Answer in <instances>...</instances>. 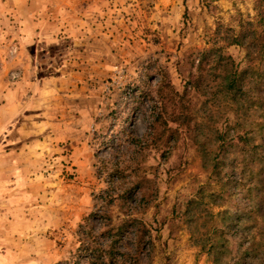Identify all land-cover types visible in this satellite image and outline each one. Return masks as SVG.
<instances>
[{"label":"rangeland","instance_id":"374dc122","mask_svg":"<svg viewBox=\"0 0 264 264\" xmlns=\"http://www.w3.org/2000/svg\"><path fill=\"white\" fill-rule=\"evenodd\" d=\"M263 28L264 0H0V264H61L81 229L135 220V264H264V223L215 216L249 195L152 124L163 83L181 93L211 47L247 66L227 39Z\"/></svg>","mask_w":264,"mask_h":264},{"label":"trees","instance_id":"16d2710c","mask_svg":"<svg viewBox=\"0 0 264 264\" xmlns=\"http://www.w3.org/2000/svg\"><path fill=\"white\" fill-rule=\"evenodd\" d=\"M226 46L241 47L247 66L241 68L221 47L201 52L195 73L181 93L169 84L159 87L153 105V134L168 145L187 133L209 179L221 187L230 186L228 193H208L206 197L212 204H219L216 198H222L223 192L230 196L245 192L251 198L235 213L224 210L215 216H228L234 223H264V75L255 64L264 61V28L251 33L240 31L227 39ZM137 91L145 96V91ZM203 189L187 201L180 215L183 220L198 206L197 196L204 197ZM135 223H122L100 232L84 233L81 229L75 253L61 264H135V247L130 249L124 242L125 227ZM258 248V244L250 243L243 256L256 253Z\"/></svg>","mask_w":264,"mask_h":264},{"label":"crops","instance_id":"0c3cea01","mask_svg":"<svg viewBox=\"0 0 264 264\" xmlns=\"http://www.w3.org/2000/svg\"><path fill=\"white\" fill-rule=\"evenodd\" d=\"M54 80V79H53Z\"/></svg>","mask_w":264,"mask_h":264}]
</instances>
